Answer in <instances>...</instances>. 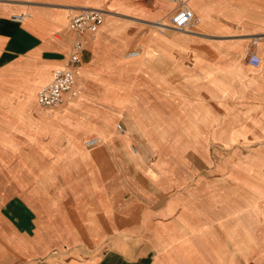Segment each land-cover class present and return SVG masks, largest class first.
Returning a JSON list of instances; mask_svg holds the SVG:
<instances>
[{
    "label": "crops",
    "instance_id": "crops-1",
    "mask_svg": "<svg viewBox=\"0 0 264 264\" xmlns=\"http://www.w3.org/2000/svg\"><path fill=\"white\" fill-rule=\"evenodd\" d=\"M186 1L196 18L190 31L149 37L144 52L126 58L130 63L121 55L127 46L122 36L136 32L130 31L129 23L116 16V25L124 26L121 34H113L114 27H103V21L94 35H84L87 44L75 69L79 88V75L105 76L118 62L121 91L135 94V101L127 106L131 116L117 121L128 130L129 143L139 148L138 157L117 144L115 130L94 126V133H102L107 143L104 166H38L17 162L32 150L47 154L39 142L47 139L41 133L48 118L36 101L37 90L67 61L74 38L68 27L70 16L81 7H106L110 0H0V264H206L195 260L186 239L193 230L191 222L203 227L207 243L228 255L222 264L232 262V254L213 244L212 238L230 241L221 224L239 222L235 212L258 197L251 188L264 189L258 180L264 178V163L251 159L250 153L230 164L227 158L219 166L207 163L210 157L223 155L222 146L241 138L246 141L240 137L243 125L264 123V80H259L264 69L255 74L260 64L248 68L244 62L242 70L233 65L249 50L251 36L264 34V0ZM144 4L164 8L168 17L176 6L159 0ZM210 4L213 8L208 11ZM15 15H23V20H14ZM202 34L222 39L208 45ZM261 44L254 49L264 60ZM209 56H229L231 63L210 68L204 62ZM130 70L140 77L136 84L121 79ZM175 76L183 81L173 83ZM194 85H199L201 105L186 117L181 99L195 97L190 89ZM230 86L242 91L243 99L226 96ZM122 114L121 110L117 116ZM105 121L112 126L111 116ZM41 171L45 174L38 179L31 175ZM67 171L75 173L76 180L66 186L68 196L47 188L48 179L51 185L60 182L59 176L48 173ZM213 171L222 175H210ZM97 172L103 174L101 186ZM220 176L234 187L230 198L217 182ZM238 188L244 192L242 203ZM186 198L203 212L184 211ZM263 220L261 214L252 237L257 222ZM240 236L237 231L230 241L233 252H238ZM251 244L241 255L245 260L253 252Z\"/></svg>",
    "mask_w": 264,
    "mask_h": 264
},
{
    "label": "rangeland",
    "instance_id": "rangeland-1",
    "mask_svg": "<svg viewBox=\"0 0 264 264\" xmlns=\"http://www.w3.org/2000/svg\"><path fill=\"white\" fill-rule=\"evenodd\" d=\"M117 1L118 3L121 1V3L125 7H127L129 10L123 9L122 6L115 7V4ZM130 5H134V7H136L138 10H141L145 12L146 14L141 16L140 18L139 16L130 12V9H131ZM100 9H106V10L113 11L112 17L114 19L117 16L116 18L118 20L129 23V25L131 26V29H130L131 32L136 31L132 35L122 36V40H123L122 42L126 41L127 46L124 50L121 51V55L126 61H128V63H130L129 61L131 60L126 59L125 57L126 52L128 50L135 49V48H139L141 52H144L145 47L148 45V41L150 39L149 37L151 36H155V37L177 36V35L184 34V32L175 31V30L162 31L159 28L151 26L150 21H153L155 17L158 15V11H156L158 10L157 7L147 6L146 4H140L136 0H110V2L108 3L106 7H101ZM162 10H165V9L162 8ZM123 14L131 16L132 18L125 16ZM104 20H105V16H104ZM122 29H123V25L122 26L116 25V28L112 29L111 32L113 34H121ZM142 30H147V31L141 32ZM200 36L203 37L202 40L206 42V44L213 45V46L217 45V41H216L217 39H222L220 36H217L216 34H211V35L202 34ZM263 36L264 34H261V33L251 36L250 40H248L249 43L247 44L249 48V52L255 53L254 47L256 46V44H258L260 48H262L261 43H264ZM235 37H240V35H237ZM246 51L243 52V54H245ZM243 54H242V58L235 59L233 61V63H235L233 65L236 66L239 70L243 69L244 62L245 63L248 62V60L245 57L243 58ZM226 57H229V56H226ZM226 57L221 58L219 56L217 57L209 56V58H207V60H204V62L208 63L209 64L208 67L210 68H216V67L223 68V67L228 66L229 63H231V60H228ZM191 60L189 61L191 62ZM195 62L199 63V61L197 60H195ZM117 63L114 64L115 66L112 65L116 67V69L114 67L111 68L110 73L106 74L105 76L93 77V80L90 83L94 87L100 82L106 83L107 85L111 84L112 86H118L120 89V92L117 93L116 98L112 99V101L100 100L99 99L100 95H98L97 93L100 92L101 88L97 89L96 91L91 89L90 93L93 92L92 98L82 97L83 95L80 94L81 95L80 100L84 102V105L83 106L78 105V107L73 109L72 112L69 114L70 116H68L67 120L64 121L65 128L63 127L56 128L54 132V134H56V137L54 136L53 138L48 139L49 141H52L53 143L56 142L55 144L58 147H61L67 144H70V145L74 144L76 148L72 147L71 150L75 152V151H79L82 149L80 152H88L89 154L90 153L94 154L93 158L89 162L78 163L77 161H75L71 152H68L66 159H63L60 164L70 165V166L77 165V164L79 165L91 164V165L101 166V165H104V161L108 159L106 157L108 154L106 148L108 147L106 146L107 143H105L103 137L101 138V140H99V143L97 145L91 148H88V149L84 146V141L87 138L98 136L99 133L98 134L94 133V126H96L97 129H103L104 131H108V130L109 132L111 130L116 131L117 123L121 122L117 120L120 118L131 116L128 113L129 111H128L127 106L133 105L135 101V94L121 91V87L119 85V83H121L120 75H119L120 71H119V67L116 66ZM159 67H161V69L167 68L166 65L159 66ZM245 67H248L247 64L245 65ZM260 69H264L263 59H262V63L260 62V65L257 68H255V71H256L255 74H259L258 70ZM251 73L253 72L251 71ZM137 76L138 75L136 74V71L130 70V71H126L121 79H123V81H130L129 83L136 84V81L140 79V77H137ZM79 80H80V86H81L80 89H81L83 88V81L80 75H79ZM171 80H173V83H178V82L180 83L181 81H183V78L179 76H175L171 78ZM259 80L262 83V81L264 80V77L261 76ZM90 84H88L89 86L88 85L87 86L90 87L91 86ZM244 84L246 87L248 83L245 82ZM88 87H86V89ZM123 88H126V87H123ZM86 89H84V92L86 91ZM190 89L192 90L193 92L192 94L195 97L194 98L185 97L184 99H181V101L183 102L185 106L184 112H185L186 117L189 116L188 113L190 112V110L193 112L194 111L198 112L199 106L201 105V98H200L201 92L199 91V85H194ZM242 93H243L242 91H239L234 86H230L229 91L226 92L225 95L228 97H234L236 99H243ZM155 96L158 97L157 94H155ZM236 99L234 100V102L236 101ZM156 100H158V98ZM252 101L253 100H249V102H252ZM66 106L67 104L65 103L64 105L60 106L57 110L64 109L63 111H65V109H67ZM57 110H54V111L45 110V111L47 115H51ZM121 110L123 113L122 117L117 116ZM125 111H128V112H125ZM103 115H106V116L103 117ZM110 116L112 117V126H109V124H105L106 118ZM262 117H264V113ZM94 122H96L97 125H93ZM242 128L243 130H241L240 137L244 136L246 141L242 140L241 138L240 141L235 142V144H233L232 146H227V147L222 146L223 149L221 150V152L223 153V155L220 154L215 157H210L209 158L210 161L209 163H207L209 166H219L221 160L226 159V158H227L226 160H228L229 161L228 163L230 164L231 162L240 160L247 153L251 154L250 156L251 159H258V163H264V123L261 122L259 125L257 124L252 125L251 121H249L248 123H246V125H243ZM64 129L65 131H63ZM72 138H73L72 140L73 143L71 144L70 140ZM46 140H42V142H39L42 147L46 145V142H47ZM34 148H38V147H34ZM129 148L131 151L132 150L131 147ZM44 152L45 151L32 150V155H28L27 153H25L27 155L24 154L23 156L17 158V162L18 164H32V165H38V166H43V164L44 166H51V164L57 165V164H54L56 155H51L49 153L45 154ZM148 159L152 161L155 158L152 157ZM100 168L101 167H97L96 170H99ZM220 173L219 172L216 173L213 171L212 173H210V175H218ZM44 174L45 173H42V172H35V173H32L31 175L33 176L34 179H38L44 176ZM47 175L48 176H54V175L59 176L57 179V182L60 181L58 182L57 185H51L48 179V184L46 185L47 188L51 186L55 192L59 189L60 194H63L64 196L65 195L68 196V191L66 189V186L76 181L73 179L75 173H72L71 171H67V172H62V173H48ZM96 175H97L96 181L98 182V186H101L103 183V181L101 180V178H103V174L97 172ZM222 177L223 176H220V179H218L219 181L217 182H221L220 186H223L227 192H230V195H228V197L230 198L231 192L232 190H234V187L232 186L231 182L230 183L226 181L222 182L221 181ZM61 178L63 179L61 180ZM258 180L264 183V178L259 177ZM251 189H252V192L256 194L258 197L255 200L251 201V203L245 206L242 210L238 209L239 212H235V215L233 216L234 220L235 222H237V220L239 222L233 223L231 226L229 225L225 226L224 224H221L225 232L227 233V238L230 241H234V237L237 231L238 233H241L240 244H237V249H236L241 254H239L238 252H233V250H235V247L232 245V242L228 241L225 237L219 236V237L212 238V241L214 242L213 244H218V246H221L228 254H232V262H228L227 264H264V220L257 222L254 228L255 236L252 237V234H251V230L254 227V224L256 223V221L258 220V217L261 214H264V189H261L257 185L253 186ZM237 191H238V195L240 199L239 201H241V203L244 202V197H245L244 192L242 191L241 188H238ZM236 197L238 198V196ZM185 200L188 203L185 205H182V209L184 211H189L194 214H197V212L198 213L203 212L202 209L195 206L194 200L192 198L191 199L186 198ZM186 220L188 219L186 218ZM191 225L193 227L192 228L193 230L190 232L189 236L186 239L189 240V242L191 243V247L193 250L192 255L195 258V260L197 261L200 260L204 263L206 262V264H222L224 261L228 259V255L225 252H221L217 250L216 248H214L209 243H207L206 239L202 236L203 235L202 226H199L198 224L192 223V222H191ZM183 240H185V237L179 238V241L183 242ZM250 243H252L251 248L253 252L251 251L250 257L247 260H245L243 257L246 255V252L249 250ZM241 255H243V257Z\"/></svg>",
    "mask_w": 264,
    "mask_h": 264
},
{
    "label": "built area",
    "instance_id": "built-area-1",
    "mask_svg": "<svg viewBox=\"0 0 264 264\" xmlns=\"http://www.w3.org/2000/svg\"><path fill=\"white\" fill-rule=\"evenodd\" d=\"M138 3H152L157 0H136ZM175 4L174 11L168 17L166 26L174 30L185 31L193 23L195 13L186 0H159ZM104 11L93 8H78L69 20V29L74 34L70 54L64 65L57 67L48 83L41 86L36 93L38 104L48 111L57 110L68 100L75 98L79 93V85L75 75V69L81 62V55L86 47L87 39L85 34L94 35L104 21ZM16 21L23 20V15H15ZM245 58L253 66L258 65L259 57L253 52H247ZM119 132L124 128L121 123L116 125ZM96 138H90L86 145H95Z\"/></svg>",
    "mask_w": 264,
    "mask_h": 264
},
{
    "label": "bare ground",
    "instance_id": "bare-ground-1",
    "mask_svg": "<svg viewBox=\"0 0 264 264\" xmlns=\"http://www.w3.org/2000/svg\"><path fill=\"white\" fill-rule=\"evenodd\" d=\"M213 4H210L207 6V9L208 11L209 10H212L213 6H211ZM123 9H128L127 7H125L121 1L118 3V1L116 2L115 4V7H121ZM131 9H130V12L134 13L135 15L139 16L141 18V16L145 15L146 13L141 11V10H138L136 7H134V5H130ZM83 8H93V7H83ZM93 9H98V10H102L104 11V16H105V20H104V24H103V27H108V28H111V27H114L116 28V20L112 17V14H113V11H110V10H106V9H100V8H93ZM158 10V15L155 17V19L153 21H150V25L156 27V28H159L160 30L164 31V30H174V29H171V28H168L166 26H161L160 24H163V25H166L168 24V14L165 13L166 11L165 10H161L157 7ZM129 10V9H128ZM245 14V13H244ZM246 15V14H245ZM209 17V16H208ZM202 18V17H201ZM243 18V17H242ZM196 21V18L194 19L192 25L185 31H181V32H187V31H190V28L193 26V24L195 23ZM124 27V26H123ZM121 31V30H120ZM175 31H180V30H175ZM257 40V39H255ZM256 47L259 49L260 46L258 44H256ZM249 51V50H248ZM247 51V52H248ZM246 52V53H247ZM141 51L139 49H132V50H129L126 52L125 54V57L126 58H135V57H138L140 55ZM245 53V55H246ZM254 53V52H253ZM256 54V53H255ZM244 55V57H245ZM257 55V54H256ZM147 56V55H146ZM150 56V55H148ZM258 56V55H257ZM260 56V55H259ZM258 56V57H259ZM150 58V57H149ZM153 59V58H152ZM149 61V60H148ZM260 61L262 63V56L259 57V63L258 65L260 64ZM151 63V62H150ZM153 63V62H152ZM249 63V62H248ZM152 65V64H151ZM256 65V66H258ZM153 66V65H152ZM247 66L249 68H253V65L252 64H247ZM233 67V66H231ZM130 68V67H129ZM227 73V72H226ZM229 73V72H228ZM226 77V76H225ZM104 78V77H103ZM83 87L86 89V87H88L92 80H93V77L90 76V75H85L83 78ZM105 79V78H104ZM95 81V80H94ZM99 81V80H98ZM110 82V81H109ZM98 83V82H97ZM120 84V83H119ZM215 84V83H214ZM88 85V86H87ZM121 85V84H120ZM123 85V84H122ZM89 88V89H88ZM86 89V91L84 92L83 90H81L79 88V93L78 95L73 98V99H70L66 102L67 104V109H65V111L63 110H57L55 111L53 114L51 115H47V118H48V125H47V129L42 132L41 134L43 136H45L47 138V142H46V145L45 147L47 148V153L51 154V155H56V159L54 160V164H60L62 162L63 159H66L67 157V153L68 152H71V154L73 155L75 161H77L78 163H86V162H89L94 154L92 153H88V152H80L81 150L79 151H73L71 150L72 147L76 148L75 145H70V144H67V145H63L61 147H58L56 146V142L53 143L52 141H49L48 139L49 138H53L54 136L56 137V134H54L56 128L58 127H63L65 128V120H67L68 116H70L69 114L72 112L73 109L76 108V106L82 102L80 99V94H82L83 96L82 97H88V98H92V93H90L91 89L93 90H97L99 88H101L100 92L97 93L98 95H100L99 99L100 100H103V101H112V99H115L116 98V95L118 92H120V89L118 86H112L111 84L107 85L106 83H102L100 82L99 84L95 85L94 86H90ZM89 90V91H88ZM94 97V96H93ZM149 98V97H148ZM117 100V99H116ZM151 100V99H150ZM36 101H37V98H36ZM79 102V103H78ZM115 102V100H114ZM64 105V104H63ZM62 106V105H61ZM112 106V105H111ZM65 107V108H66ZM126 108V107H125ZM124 108V109H125ZM39 109V108H38ZM41 110V109H40ZM155 110V109H154ZM152 110V111H154ZM38 112V111H37ZM126 112V111H125ZM134 112V111H133ZM106 113V112H105ZM109 114V113H108ZM131 114V113H130ZM106 116V115H103V117ZM47 121V120H46ZM118 124V123H117ZM112 125V124H111ZM43 126V125H42ZM33 129V128H32ZM42 129V127H41ZM44 130V129H43ZM62 130V129H61ZM65 131V129L63 130ZM91 131V130H90ZM117 135L116 137V140H117V144L118 142L121 143V148L126 150V152H128V148L131 147V151L130 153L128 152L127 154H129V156L131 157H138V155L140 154V150L139 148L135 145V144H130L129 143V137H128V130L124 129L123 132H119L117 129L116 131H114ZM142 132V131H141ZM150 132V131H149ZM34 133V132H33ZM65 133V132H64ZM59 134V133H58ZM98 134V133H97ZM36 135V134H35ZM38 135V134H37ZM103 134L102 133H99L98 134V138L97 137H91V138H96V143L95 145H97L99 143V140H101V138L103 137L102 136ZM59 136V135H58ZM61 137V136H60ZM111 138V137H110ZM35 139V137H34ZM61 139V138H60ZM64 139V137H63ZM89 139V138H88ZM86 139L84 141V146L88 149L89 147L86 145V141L88 140ZM73 138L70 140V143L72 144ZM40 141V140H39ZM34 142V141H33ZM60 142V141H58ZM103 142V141H102ZM116 142V141H114ZM153 142V141H152ZM101 144V143H100ZM105 144V143H104ZM153 144V143H152ZM93 145V146H95ZM103 145V144H102ZM154 145V144H153ZM92 146V147H93ZM110 146V145H109ZM41 147V146H40ZM112 147V146H111ZM118 147V146H117ZM120 147V146H119ZM91 148V147H90ZM107 149V148H106ZM114 149V147H113ZM112 149V150H113ZM117 149V148H115ZM44 150V149H43ZM123 150V151H124ZM35 151V150H34ZM37 151V150H36ZM39 151V150H38ZM110 151V150H109ZM108 152V151H107ZM116 152V150H115ZM36 156V155H35ZM47 156V155H46ZM38 157V156H37ZM50 159V158H49ZM119 159V158H118ZM35 160V159H34ZM41 160V159H40ZM138 160V159H137ZM106 163V161H105ZM104 163V164H105ZM110 163V162H109ZM40 164V163H39ZM44 165V164H43ZM52 165V164H51ZM122 165V164H121ZM54 166V165H53ZM104 166V165H103ZM115 166V165H114ZM49 169V167H48ZM52 169V168H51ZM120 169V168H119ZM45 170V169H44ZM117 170V169H116ZM43 171V170H42ZM41 171V172H42ZM2 184V183H1ZM1 187V186H0ZM5 188V186L3 187V189ZM6 191V190H5ZM194 240V239H193Z\"/></svg>",
    "mask_w": 264,
    "mask_h": 264
}]
</instances>
